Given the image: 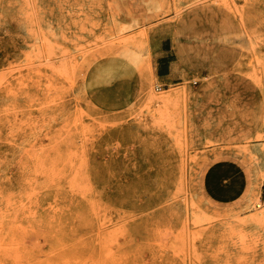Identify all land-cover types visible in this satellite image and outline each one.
I'll list each match as a JSON object with an SVG mask.
<instances>
[{
	"label": "rangeland",
	"instance_id": "1",
	"mask_svg": "<svg viewBox=\"0 0 264 264\" xmlns=\"http://www.w3.org/2000/svg\"><path fill=\"white\" fill-rule=\"evenodd\" d=\"M262 199L264 0H0V264H264Z\"/></svg>",
	"mask_w": 264,
	"mask_h": 264
},
{
	"label": "crops",
	"instance_id": "2",
	"mask_svg": "<svg viewBox=\"0 0 264 264\" xmlns=\"http://www.w3.org/2000/svg\"><path fill=\"white\" fill-rule=\"evenodd\" d=\"M152 38V39H151ZM150 38V50L153 54V65L156 78L161 83H174L183 76V71L177 60V53L173 50V43L167 38L157 41L155 37Z\"/></svg>",
	"mask_w": 264,
	"mask_h": 264
},
{
	"label": "built area",
	"instance_id": "3",
	"mask_svg": "<svg viewBox=\"0 0 264 264\" xmlns=\"http://www.w3.org/2000/svg\"><path fill=\"white\" fill-rule=\"evenodd\" d=\"M263 202H264V199H262L260 203L262 204ZM259 205H260V204H258V206H259Z\"/></svg>",
	"mask_w": 264,
	"mask_h": 264
},
{
	"label": "bare ground",
	"instance_id": "4",
	"mask_svg": "<svg viewBox=\"0 0 264 264\" xmlns=\"http://www.w3.org/2000/svg\"><path fill=\"white\" fill-rule=\"evenodd\" d=\"M253 38V37H252ZM255 39V38H254ZM258 40V39H257ZM253 185H255V184H250V188L253 186Z\"/></svg>",
	"mask_w": 264,
	"mask_h": 264
}]
</instances>
